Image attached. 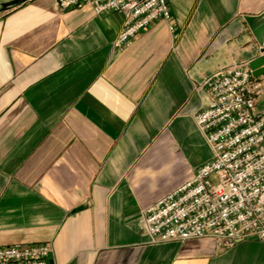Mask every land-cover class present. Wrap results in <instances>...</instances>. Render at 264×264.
<instances>
[{"label":"crops","instance_id":"1","mask_svg":"<svg viewBox=\"0 0 264 264\" xmlns=\"http://www.w3.org/2000/svg\"><path fill=\"white\" fill-rule=\"evenodd\" d=\"M167 1L176 30L159 20L122 48L121 12H0V246L48 243L49 264H264L256 238L150 243L141 227L213 157L194 82L250 61L245 17L264 13V0Z\"/></svg>","mask_w":264,"mask_h":264},{"label":"built area","instance_id":"2","mask_svg":"<svg viewBox=\"0 0 264 264\" xmlns=\"http://www.w3.org/2000/svg\"><path fill=\"white\" fill-rule=\"evenodd\" d=\"M61 9L91 5L97 14L121 12L124 23L114 45L128 46L154 22L171 31L176 23L167 0H57ZM208 103L194 115L213 157L192 178L142 211L150 243L212 237L222 248L256 238L264 242V114L257 103L264 76L249 61L233 62L194 82ZM48 243L0 246V264H49Z\"/></svg>","mask_w":264,"mask_h":264},{"label":"water","instance_id":"3","mask_svg":"<svg viewBox=\"0 0 264 264\" xmlns=\"http://www.w3.org/2000/svg\"><path fill=\"white\" fill-rule=\"evenodd\" d=\"M28 0H11L0 3V12L14 8ZM246 24L248 29L255 38L256 55L249 61V66L253 72V76L260 78L264 76V13L258 16H246Z\"/></svg>","mask_w":264,"mask_h":264}]
</instances>
